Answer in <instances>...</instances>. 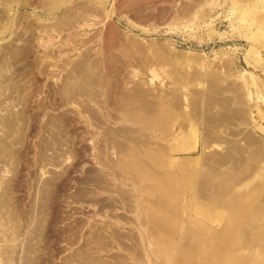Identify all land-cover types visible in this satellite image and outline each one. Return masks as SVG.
Wrapping results in <instances>:
<instances>
[{"label":"bare ground","instance_id":"6f19581e","mask_svg":"<svg viewBox=\"0 0 264 264\" xmlns=\"http://www.w3.org/2000/svg\"><path fill=\"white\" fill-rule=\"evenodd\" d=\"M27 1L0 0V36L9 34L7 41L0 44V155L10 156L22 149L29 131L36 134L43 130L54 140L66 135L67 138L62 143L65 146L63 160L73 156L72 142L75 139L78 138L83 144L79 143V151L73 156L75 161L72 166L80 167L77 178L71 179L69 175L59 177L57 184L52 178L45 179L38 186L39 197L27 209L29 217L26 218L29 220L26 222L31 223L32 215L35 220L34 225L28 229L27 242L24 241L27 243L24 248L28 250L24 249L26 253H22L21 263L38 264L41 242L53 246L47 256L51 259L54 251L59 248V243L64 241L71 246L78 241L77 237L82 234V223L79 221L63 224L65 227L62 229H54L52 225L49 230L44 227L45 221H55L62 202L70 207V204H81L82 201L87 202L92 209L91 216L101 213L107 216L111 213L115 217L109 224L104 222V227H97L96 223L89 227L83 246L76 247L59 264L151 262L149 254L158 255L165 244L164 234H171L166 224L170 222L173 211L166 198L163 201L161 195L145 191L142 182L149 178L148 175L153 176L152 181L147 180L151 185L167 187L173 181L174 169L163 172L162 176L156 175L155 179L152 175L163 164L167 167L178 165L180 171L205 165L209 169H239L236 176L238 179L243 171L254 168L256 159L264 156V138L258 139L246 125L253 118L250 109L233 105L232 96L222 95L221 88L208 86L205 90H198L197 87L190 90L186 84H197L201 77L199 71H186L183 77L178 78L179 85L168 90L161 89V92L151 86V77L147 81L141 79L139 68L143 58L137 56L139 45L114 21L117 11L115 6L129 10V13L138 17L132 22L144 27L155 25L154 22L163 17L174 19L178 14L187 12L186 4L178 7L179 0H170L171 7L164 9L162 5L168 0H112L109 10L106 9L109 0H64L60 1H66L60 11V18L54 22H44L36 21L39 15L35 12L14 15V4L22 6ZM195 1L197 2L189 0V3L194 5ZM28 17L33 21L28 20ZM107 19L111 20V24L104 31L103 25ZM139 21L147 23L139 24ZM98 25L100 29H97ZM124 50L128 52L125 53ZM191 55L193 54L189 53L186 63H189ZM35 79L43 81L41 85L47 89L53 106L70 104L75 112L69 113L67 117L51 116L45 122L37 123L34 122L37 120L35 116L46 105L43 100H38L44 106L42 108L38 102L33 103L36 105L35 110L33 109L35 120L30 122L25 109L31 93L37 89L33 84ZM48 79L50 84L47 83ZM175 89L185 94H178ZM169 94L175 98L174 101L167 97ZM18 103L20 107L13 109ZM179 105L189 107L185 115L189 123L180 121L176 132V126H169V136L157 135L156 131L160 127L151 124L142 127L136 121L142 114L151 113L155 106L169 109ZM193 116H198L203 121L202 124H195ZM29 122L35 125L30 128ZM75 125L82 126L76 129L80 133L78 135L70 132ZM40 136L37 141L35 139V146L42 148L49 145L47 139L50 138ZM215 149H219V152ZM193 152H197L195 161L189 156ZM88 154L92 155V164L84 168L79 162ZM40 158L44 160L45 156ZM204 180L199 178L195 197L204 194ZM70 184H75L71 190ZM131 185L138 198L135 202L131 192L125 187ZM47 186L51 190L46 197L44 190ZM135 203L138 204V211L135 212L140 218L138 223L145 224L144 232L135 227L133 219L131 221L126 217L132 215ZM155 211L162 215L158 216ZM139 212L144 215L141 217ZM122 218L125 220L122 221ZM126 225L129 230H124ZM33 238L38 239L39 248L36 246V250L34 249L35 254L38 250L36 255L39 260L35 257L38 260L36 262L29 255V248L36 243L35 240L31 244ZM187 246L186 240L179 243V253L174 261L181 264L193 261L182 252L186 251ZM45 247L42 246V251ZM112 249L110 259L99 255L102 251L109 253ZM28 251L30 252L27 253ZM9 252L8 248L5 254ZM39 264H46L45 259Z\"/></svg>","mask_w":264,"mask_h":264},{"label":"rangeland","instance_id":"374dc122","mask_svg":"<svg viewBox=\"0 0 264 264\" xmlns=\"http://www.w3.org/2000/svg\"><path fill=\"white\" fill-rule=\"evenodd\" d=\"M60 1L64 0H28L26 5L14 4L12 10L14 15L20 13L27 15L35 12L39 15L36 21L54 22L60 18V11L66 4V1ZM111 1L109 0L106 9H111ZM169 1L163 3L164 9L171 7L172 3ZM185 4L187 12L178 14L174 19H170L169 16L163 17L154 22L155 25L144 27L132 22L138 17L129 13V10L115 6L117 11L114 21L125 31L126 35H130L133 41L137 42L139 45L137 56L144 59L139 68L141 79L147 81L151 77V86L161 92V89L168 90L179 85L178 78L183 77L186 71H199L201 77L198 83L186 84L190 90L194 87L198 90H205L208 86L221 88L222 95L232 96L233 105L250 109L251 118H253L246 125L252 129L258 139L264 138V0H197L194 5L189 3V0H179L177 6ZM52 13L54 17L51 18ZM28 20L33 21L31 17H28ZM110 21V19L105 21L104 31L109 29ZM145 23L147 22L139 21V24ZM100 28L98 25L97 29ZM8 38L9 34L0 36V44ZM124 52L128 51L124 50ZM189 53L193 55L189 63H186ZM33 74L35 75V72ZM35 80L34 82L37 83L33 82V84L37 86V89L34 90V94L31 93V99L25 109L30 122L35 120L33 109L35 110V104L38 103L42 108L44 103L46 105L43 111L35 116L37 120L34 122L37 123L45 122L51 116L67 117L69 113L75 112L70 104H54L53 106L48 98L47 89L41 85L43 81ZM47 83L50 84L51 81L48 79ZM33 84L31 83V86ZM185 91L187 93L186 89ZM175 92L185 94L176 89ZM167 97L171 98L170 101L175 100L171 95ZM38 100H43L44 103ZM19 105L20 103L13 109H18ZM188 111L189 107L183 108L180 105L169 109L155 106L151 113L142 114L136 121L142 127L150 124L160 127L156 131L157 135L169 136V126H176L174 130L176 132L180 121L189 123L185 118ZM192 120L200 125L203 122L198 116H193ZM31 124L30 128L35 125V123ZM80 128L82 126L75 125L70 132L78 135L80 133H77L76 129ZM42 131L36 134L29 131L30 134L26 135L24 147L15 154L2 155L3 157L0 155V160L3 158L5 160L0 161V253L3 251L0 255V264H22L24 255L22 253L28 250L24 248L27 246L25 242H27L28 229L34 225L35 220L32 215L31 223L26 222L29 220L26 218L29 217L27 209L31 202L39 197L37 195L38 186L42 185L45 179L52 178L57 184L59 177L69 175L71 179H74L80 173V167L72 166V164L75 161L74 154L79 151L83 144L82 141L75 139L76 141L72 142L74 157L70 156L63 160L65 146L62 143L67 136L63 135L59 137L60 140L58 138L54 140L51 135ZM39 136L50 138L47 139L49 145L43 146L44 148L36 147L35 142ZM215 150L219 152V149ZM191 154L189 156L195 161L197 152ZM39 156L43 158L45 156V159L40 160ZM86 156L82 160L84 164L82 161L79 162V165H84V168L92 164V155ZM177 156L184 157L185 155L177 154ZM259 158L255 160L254 168L243 171L238 179L236 176L239 169L228 170L225 167V169L223 167L209 169L205 165L180 171L177 168L178 165L167 167L163 164V167L157 169V172H152L154 173L152 175L155 179L156 175L162 176L163 172L174 169L173 181L167 187L151 185L147 180L152 181L153 176L148 175L149 178L142 182L145 191L154 193L153 195H161L163 201H166V198L173 213L170 215L172 219L169 216L170 222L166 224L171 234H164L165 244L162 251L155 256L149 254L151 262L144 260L142 264H181L174 261V258H177L178 246L183 240L187 241L188 248L182 252L193 260L186 264H264V156ZM199 178L205 179L202 189L204 194L195 197L194 192ZM74 185L70 184L69 190ZM125 187L131 192L135 202L138 198L132 185ZM50 190L49 186L45 188L46 197L49 196L47 192ZM149 204L153 205V203ZM59 206L61 210L56 212L55 221L50 223L45 221L46 228L44 229L49 230L51 225L54 229H62L67 223L79 221L82 223V234L71 246L64 241L59 243L61 250L57 248L58 252L54 251L51 259L47 256L53 246L46 245L45 241L44 244L41 242L40 249H38L39 254L38 250L36 251L38 257H41L40 260L34 252L36 246L39 248L38 239L33 238L30 241L31 244L35 240L36 243L31 245V249L29 248L31 252L27 253H31L29 255L33 256L32 259L37 257L39 261L37 258L33 260L38 261V264L43 263L44 259L46 264L61 263L69 253L83 246L89 227L95 225L94 223L97 227L99 225L104 227L105 225H102L104 222L109 224L115 217L111 213L107 216L104 213L91 216L92 209L85 201L81 204H70V207L62 202ZM134 206L135 208L132 206L131 210L132 215L126 217L131 221L133 219L136 223L135 227L144 232L145 224H139L140 218L135 214L138 211V204L135 203ZM46 211L48 212L45 209ZM155 212L158 216L162 215L158 211ZM139 215L142 217L144 214L139 212ZM124 220L125 218H122V221ZM126 226L124 230L127 228L129 230V226ZM42 246L47 247L43 248L45 252L42 251ZM6 248L10 249L8 256L5 254ZM111 251L113 249L108 251L109 253L102 251L99 255L110 259Z\"/></svg>","mask_w":264,"mask_h":264}]
</instances>
